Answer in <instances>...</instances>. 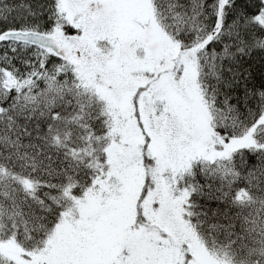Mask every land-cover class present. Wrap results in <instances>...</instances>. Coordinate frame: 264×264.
Returning a JSON list of instances; mask_svg holds the SVG:
<instances>
[{
    "label": "snow or ice",
    "instance_id": "6c2138e0",
    "mask_svg": "<svg viewBox=\"0 0 264 264\" xmlns=\"http://www.w3.org/2000/svg\"><path fill=\"white\" fill-rule=\"evenodd\" d=\"M0 264H264V0H0Z\"/></svg>",
    "mask_w": 264,
    "mask_h": 264
}]
</instances>
